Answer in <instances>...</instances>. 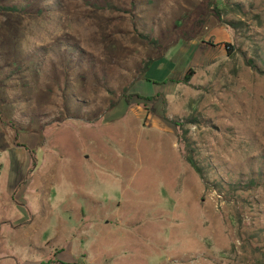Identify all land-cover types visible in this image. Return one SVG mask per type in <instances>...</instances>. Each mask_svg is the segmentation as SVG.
Instances as JSON below:
<instances>
[{"label": "rangeland", "instance_id": "obj_1", "mask_svg": "<svg viewBox=\"0 0 264 264\" xmlns=\"http://www.w3.org/2000/svg\"><path fill=\"white\" fill-rule=\"evenodd\" d=\"M0 264H264V0H0Z\"/></svg>", "mask_w": 264, "mask_h": 264}, {"label": "crops", "instance_id": "obj_2", "mask_svg": "<svg viewBox=\"0 0 264 264\" xmlns=\"http://www.w3.org/2000/svg\"><path fill=\"white\" fill-rule=\"evenodd\" d=\"M219 32V31H218ZM220 33V32H219ZM220 35H221V37H222V34L220 33ZM223 39V38H222ZM154 68V67H153ZM157 69L159 68L158 66L156 67ZM152 69V68H151ZM161 71L163 72V74H161V76H160V81H163L167 76H168V72L166 73L165 71H163V69H161ZM80 215L83 217L84 216V218H86L87 217V215H88V213L85 211V212H83V211H80ZM30 217H32V220L30 221L29 219H30ZM24 220H26L25 218H24ZM25 223H29V225H28V227L27 228H29V229H31V230H33V233H35L36 231H37V229L40 227L41 228V226H42V224H43V222L41 221H36V219H35V217L32 215V214H29V218L25 221Z\"/></svg>", "mask_w": 264, "mask_h": 264}, {"label": "trees", "instance_id": "obj_3", "mask_svg": "<svg viewBox=\"0 0 264 264\" xmlns=\"http://www.w3.org/2000/svg\"><path fill=\"white\" fill-rule=\"evenodd\" d=\"M238 6H239V4H238ZM218 10H220L219 8H217ZM223 10V9H222ZM133 97H130L128 100L127 99H125V102H126V104L128 105L129 103H130V100L132 99ZM129 102V103H128ZM187 162L197 171V173L198 174H200L201 175V173H202V169H200L198 166H197V164L195 163V161L192 159V158H190V157H188V159H187Z\"/></svg>", "mask_w": 264, "mask_h": 264}]
</instances>
